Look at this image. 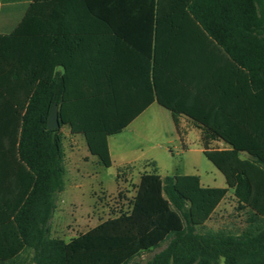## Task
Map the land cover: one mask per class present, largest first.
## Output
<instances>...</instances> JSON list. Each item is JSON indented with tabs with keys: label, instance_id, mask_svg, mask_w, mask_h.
Listing matches in <instances>:
<instances>
[{
	"label": "trees",
	"instance_id": "1",
	"mask_svg": "<svg viewBox=\"0 0 264 264\" xmlns=\"http://www.w3.org/2000/svg\"><path fill=\"white\" fill-rule=\"evenodd\" d=\"M63 1L34 0L18 27L0 35V82L8 86L0 93L15 115L1 123L8 186L0 202V224L6 231L0 264H141L144 253L163 245L145 264H264V107L252 108L247 120L236 109L227 123H198L203 126V154L223 174L227 188L204 187L197 175L161 176L155 168L141 175L129 212L70 241L51 233L65 190L61 128L83 135L90 153L110 168L108 137L138 116L135 112L122 119L118 82L110 66L101 74L95 41L88 36L111 35L118 14L139 20L152 58V102L169 110L178 127L182 111L162 95L158 71L171 72L170 83L175 82L174 65L166 62L175 57V35L182 29H195L227 59L232 85L245 81L256 93L254 99L264 97V0ZM96 19L103 23L97 29L91 22ZM103 58L108 63L110 52L105 50ZM79 63L86 65L82 72ZM54 103L61 127L49 130ZM215 142L227 149L218 150ZM131 169L119 168L117 182ZM230 191L237 211H247V227L239 234L206 229Z\"/></svg>",
	"mask_w": 264,
	"mask_h": 264
},
{
	"label": "crops",
	"instance_id": "2",
	"mask_svg": "<svg viewBox=\"0 0 264 264\" xmlns=\"http://www.w3.org/2000/svg\"><path fill=\"white\" fill-rule=\"evenodd\" d=\"M33 2L34 0H0L1 36L11 34L18 27ZM62 5H88V3L85 0H64ZM77 21L83 22L80 19ZM91 22L94 23L96 29L103 26L102 21L99 19ZM111 24L116 28V31L106 38L101 33L88 36L91 40L95 41L93 54L99 59L98 66L101 74L110 66L112 78L118 82V105L124 109L122 119H127L131 114L138 112V116L133 118L131 124L121 133L109 136L107 139L112 161L111 167H116L117 170L127 166L134 170L138 167H143L145 168L143 170L144 173H152L157 168L158 174L161 176H173L160 173L159 160L155 156H141L139 158L128 159L125 156L129 153V150L121 147V144L116 143L118 141L115 139L116 136L124 134V131L132 127L134 123L141 121L143 118H147L148 121L151 120L153 116L150 112L155 107L158 108L157 110L168 123L170 136L182 143V149H186L183 138L191 131L196 132L201 140L203 126L198 123H227L231 119L229 114L236 111V109H238L239 117L242 120L252 118V115L248 114L252 108L262 111L264 107V97L262 95L254 99V94L256 93L249 91L245 81H241L239 85H232L230 83V63L227 59L201 33L195 29L192 32H185L182 29L175 35V57L167 58L166 62L167 64L169 62V64L174 65L175 82L173 84L170 83L169 78L173 76L171 72L161 68L158 71V82L162 95L169 99H174L176 105L182 111V114H179L177 117V127L174 124L172 113L162 107L157 100L152 102V58L148 54V44H146L143 31L139 28V20L132 17L122 18L118 14V16L112 19ZM75 37L80 38L81 36ZM105 50L110 52L111 55L108 63L103 61ZM79 52L81 54V51ZM184 53L188 54V56L185 57ZM78 57H81L79 53ZM78 66V71L80 72L84 70L82 68H86V65H81V63ZM60 71L63 72L61 68ZM181 78L182 80L189 81L187 82L189 84H182L184 82H180ZM3 88H8V86L0 82V91ZM8 104L6 95L0 93V202L7 196L8 186V179L6 178L8 154L6 142L2 140L1 123L15 119L13 109H10ZM187 112L190 113V116L185 114ZM67 128L69 129L67 137L71 140V144L69 150L65 151L64 149L66 175H68L67 177L65 175V187L68 183L73 184L79 180L97 178L98 173L96 171L92 174L84 172L87 170L89 164H94L97 168L103 167L99 163L98 158L90 153L85 137L81 134H73L70 128ZM65 137L66 135L63 132V147L66 140ZM82 143H84L85 153L89 157L79 158L78 154H80V144ZM212 146L218 150L227 149V146L223 142H215ZM168 151L172 154L171 149ZM242 158H246V154H243ZM80 171L82 172L81 174H79ZM221 188H227V183L226 187ZM228 198L236 203L232 191L228 193L227 198L222 203L226 202ZM59 201L60 198L57 201L56 212L61 207L59 206ZM1 214L2 211H0V217ZM237 218L241 220L239 226L237 223H233V221H237ZM247 218L246 210L237 211L235 217L230 215L227 226L219 230L239 234L247 227ZM211 220L205 224L208 230H214L208 226ZM51 233L53 234L52 228ZM5 234V226L0 224V248H6V243L3 240L5 239ZM164 248L165 245L151 252L144 253L141 256L140 263L145 264L146 261Z\"/></svg>",
	"mask_w": 264,
	"mask_h": 264
},
{
	"label": "rangeland",
	"instance_id": "3",
	"mask_svg": "<svg viewBox=\"0 0 264 264\" xmlns=\"http://www.w3.org/2000/svg\"><path fill=\"white\" fill-rule=\"evenodd\" d=\"M157 109L155 107L150 112L153 116L151 120L143 118L126 129L124 134L116 136V143L129 150L125 157L155 156L159 160L161 174L197 175L206 187H226L223 174L203 154L201 140L196 132L191 131L183 138L186 149H182V143L170 136L169 125ZM61 130L66 135L64 149L67 151L71 144L67 137L69 129L62 127ZM80 145L83 152L80 151L79 158L89 157L85 153L84 143ZM144 169L138 167L136 170H127L117 182L116 167L97 168L89 164L84 172L92 174L96 171L97 178L66 184L65 190L59 195L61 207L51 221L52 235L69 241L105 220L129 212ZM236 214V203L228 198L218 208L208 226L214 230L223 229L229 223L230 215L235 217ZM240 221L237 218L233 223L239 226Z\"/></svg>",
	"mask_w": 264,
	"mask_h": 264
},
{
	"label": "water",
	"instance_id": "4",
	"mask_svg": "<svg viewBox=\"0 0 264 264\" xmlns=\"http://www.w3.org/2000/svg\"><path fill=\"white\" fill-rule=\"evenodd\" d=\"M61 127V120L59 116L58 106L53 104L47 119V129L55 130Z\"/></svg>",
	"mask_w": 264,
	"mask_h": 264
}]
</instances>
